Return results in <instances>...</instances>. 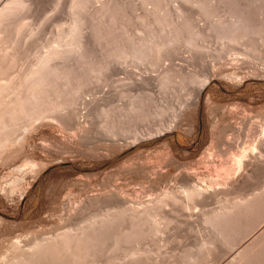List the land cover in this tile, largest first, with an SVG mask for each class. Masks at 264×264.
Returning <instances> with one entry per match:
<instances>
[{
	"label": "rangeland",
	"instance_id": "374dc122",
	"mask_svg": "<svg viewBox=\"0 0 264 264\" xmlns=\"http://www.w3.org/2000/svg\"><path fill=\"white\" fill-rule=\"evenodd\" d=\"M5 1L0 0V7ZM28 1H32L28 11L19 15L20 23L15 16V22L19 25L23 23V26L27 23L36 33L24 26L35 35L31 37L27 31L26 37L27 33H23V42L28 46L22 44L23 34L19 37V43L25 47L23 51L28 49L25 53L21 52L23 47L19 49L18 45H14L15 50L12 51L18 60V67L10 68V72L14 69L10 76L22 70L24 65L31 64L32 59L34 62L39 50L42 53L43 46L47 47L48 42L55 39L53 36H56L58 23L65 26L67 23L63 22L70 20L72 10H67L72 9L73 0ZM100 1H104L105 4H102L105 6ZM150 1L91 2L92 5L84 12L79 37L84 50L80 49L85 56L77 54L78 60L82 57L85 65L91 61L87 66L82 63L77 66L76 55L68 60L76 63V72H82L79 73L82 74L81 80L78 79L80 82L83 80V84L79 85L81 87L76 88L73 80L74 88L70 86L65 90L68 93L59 94L65 98L72 92L74 95H68L69 100L62 98V101L60 96V99L57 97L52 101L51 97L47 101L44 94V103L47 101L49 104H44L46 106L41 108V114H33L37 115L34 118L32 114L21 117L16 123L22 121L23 125L14 124L15 120L11 119L13 126L10 121L5 123L10 126H5L8 131L2 125L6 135L12 134L2 138L4 133L0 129V139H3L0 140V264H264V166L242 180L243 174L249 173L248 164L240 167L230 163L225 166L216 161L221 148L227 150L228 159L230 154H238V147L242 145L236 141L242 140L247 132V121L258 126L264 122L263 45H259L258 38L256 42L252 41L258 37L257 34L249 36L252 40L243 38L246 43L249 40L256 44L257 56L252 53L254 56L248 59L244 45L249 42L245 44L242 41L241 48L238 46L241 40L235 45L219 38V32L225 35L223 28L229 23L228 7L237 0H152L156 6L159 3L160 9L157 10L165 16L166 30L154 21L156 14L148 13L154 10ZM230 1L233 3L229 4ZM242 1L245 2L241 0L240 4L245 5ZM254 17L252 21H258V24L251 23L250 18L248 20L251 25L254 24L253 27L257 24L255 29L259 27L256 29L259 30L264 23L258 20L260 17L257 21ZM161 26L167 33L162 30L160 35L169 37L170 40H164L171 45L158 48L159 42L164 40L157 38L160 40L158 45L147 40L148 43L141 48L142 54L136 53L140 60L133 52V44L144 37L147 29L156 32L162 29ZM12 28L13 25L9 27L10 30ZM112 54H121L120 61ZM20 65L23 67L20 68ZM97 70L98 75L94 73ZM192 70L197 72L198 80L208 78V83L199 92L196 105L192 101L199 85L187 79ZM85 78L88 81L91 79V83H85ZM137 94L139 99L151 95L154 105L159 107L156 109L163 112L156 115L158 117L148 116L149 119L142 122L134 121L136 114L128 104L138 98ZM77 96L81 99L78 100ZM50 102L55 103V108ZM57 105L63 107L58 108ZM62 108L65 113H61ZM106 109L111 110V119L103 114ZM55 111L59 116L53 114ZM56 116L61 121L58 117L55 120ZM62 120L66 124H62ZM110 120L119 122V125L116 123L117 127L111 128ZM11 127L15 129L10 130ZM125 127L127 130L124 132ZM110 128L116 136H111L112 132H108ZM245 150L248 152L249 148ZM226 157H222L221 161L226 162ZM235 182L243 183V192L253 193L249 195L250 202L248 199V203L241 205L240 209L238 206L206 223L200 213L212 209L216 211L221 206V198L220 201L216 199L218 196L210 200L206 196L214 189L229 187ZM192 186L198 187L201 195L190 199L186 197L185 190L190 191ZM234 195L230 197L233 202L239 199L238 194ZM157 201H160L158 205ZM150 209L156 210L148 217L145 213ZM218 209L216 213L221 210ZM92 218L102 220L104 224L102 221L95 225L92 222L95 227H91L88 220ZM73 221H81L85 227L80 222L78 225L83 231L87 224V230H70L77 238L72 237L68 245H61L57 236L67 227L74 226ZM80 232L86 233L85 236ZM35 238L45 239L46 244L34 254L32 251L24 255L26 259L13 258V243L20 246ZM48 239L54 241L50 243Z\"/></svg>",
	"mask_w": 264,
	"mask_h": 264
},
{
	"label": "bare ground",
	"instance_id": "6f19581e",
	"mask_svg": "<svg viewBox=\"0 0 264 264\" xmlns=\"http://www.w3.org/2000/svg\"><path fill=\"white\" fill-rule=\"evenodd\" d=\"M94 1V0H93ZM93 1L92 0H73L72 1V3L71 4H73V5H71L72 6V9H68L67 10V12L68 11H71L70 12V20H68L67 22L65 21V22H63L64 24H66L65 26H63V24H61V25H59V23H58V29H57V31H56V36L54 35L53 37L55 38V39H52V42L50 41V42H48V44L46 45L47 47H45V46H43V48L45 49L46 48V50H44V49H42L43 50V52L42 53H40V50H39V56H38V54H35V56L37 55L38 57H36V62L34 61H32L31 60V64H32V62H33V64L31 65V64H29V65H27V66H25L24 65V67H23V69L22 70H19L18 72L17 71H15L16 73L14 74V75H12V76H10L9 74L10 73H14L13 72V70L16 68V65H17V59H16V57L14 58V51H12V50H15V48L13 49V47H14V45H18V47H19V49L21 48V47H23L22 48V51L21 52H24L23 50L25 49V47L24 46H22L21 45V42L19 43V37L21 36V34H23V33H27V31L28 30H26L25 29V27L27 28V29H32L31 27H29L28 25H27V23L26 24H24V26H23V23H21L20 25H19V23H20V19H19V15L22 13V12H24V11H26L27 9H29V7H30V3L32 2H29L28 0H6L4 3H3V5L0 7V129L2 130V125L4 126V130H9L8 129V127L5 129V126H9V124H5V123H8V121H10L11 119H13V120H15V123L14 124H18V123H16L17 122V120L19 119V120H21V117L22 118H24V116H29V115H31V116H33V118L34 117H36V116H34L35 114H37L38 113V115L39 114H41L42 112V109H43V107L44 106H46V105H44V104H49V102H47L48 101V98L50 99L51 97V99H52V101L55 99V98H59L60 99V96H61V100H62V95H59L60 93H62V92H64V94H66V93H68V91L67 92H65V90H66V88H69L70 86H73V84L76 86V88H78V87H81V86H79L80 84H83L82 82H83V80H82V82H80L78 79H80V78H82L81 77V75L82 74H80L79 75V73L81 72H76L75 71V67H77V66H80V63H82V64H84L83 62H82V55H84V52L83 51H81V49L82 50H84V48L83 47H81L82 45L80 44V40H82V39H80L81 38V31H82V24H83V22H84V18H85V13L84 12H86L87 11V7H90V5H92V3H93ZM145 2H147V0H144ZM148 1H150V0H148ZM152 1V0H151ZM150 1V2H151ZM156 1V0H155ZM229 1V0H228ZM240 1L241 0H237V1H235L234 3H233V1H230V3L229 4H231V3H233V5H231V6H229L228 7V9H229V15H228V21H229V23L226 25L227 27L225 28H223V31L225 32V35H224V33H222V31L221 32H219V38H224V39H226L227 41H229V42H231V43H239V41H240V43H239V45L238 46H240L242 43L244 44V42H245V44H247L248 42H249V40H248V42L246 43V41H244V39L243 38H245L246 40L247 39H250V35H256L257 34V36L258 37H255L256 39L254 40H252V39H250V40H252V41H257V38L259 39V41H260V44L257 42V44H259L260 46L261 45H263V47H264V0H244L245 2H243V3H245V5H242V3L240 4ZM55 2V1H54ZM58 2V1H57ZM74 2V3H73ZM92 2V3H91ZM97 2V0H95V2L94 3H96ZM101 2V1H100ZM102 2H104V1H102ZM102 2H101V4H102ZM108 2V1H107ZM106 2V3H107ZM110 2V1H109ZM142 2V1H141ZM150 2H148L149 4H150ZM154 2V1H153ZM153 2H151V3H153ZM157 2V1H156ZM2 3V2H1ZM64 3H66V2H64ZM111 3H113V2H110V4ZM161 3V2H160ZM60 4V3H59ZM100 4V5H101ZM104 4H105V2H104ZM148 4V5H149ZM158 4L159 3H157V6H156V4H152L153 5V7H154V10H152V11H150V12H148L149 14H151V15H154V14H156L153 18H154V21L155 22H157V25H159V24H161L163 27L165 26L166 27V23H167V21H166V19H165V16H163L164 14L163 13H160L157 9H160V8H158ZM29 5V6H28ZM55 5V4H54ZM68 5V4H67ZM99 5V4H98ZM103 5V4H102ZM145 5V4H144ZM147 5V4H146ZM27 6H28V8H27ZM103 6H105V5H103ZM109 5H107V7H108ZM114 6V5H113ZM151 6V5H150ZM160 6V5H159ZM57 7V6H56ZM69 7V6H68ZM93 7V6H92ZM153 7H151V8H153ZM199 7V6H198ZM118 8V7H117ZM252 9H254L256 12H254L253 10V14H251V10ZM92 9V8H91ZM106 9V8H105ZM53 10V9H52ZM249 10V11H248ZM28 11V10H27ZM99 11V10H98ZM227 12H228V10H227ZM26 13V12H25ZM255 13H257V15L255 14ZM24 14V13H23ZM114 14V13H113ZM160 14H162V16H163V18L165 19H163L162 20V16L160 15ZM206 14H207V12H206ZM69 15H68V17H69ZM252 15H255V17H256V21H257V18H259L260 17V19H258L260 22H261V20H262V22H261V24H263V27H260L261 29H259V30H256V29H258V28H256L255 29V27H257L256 25L258 24V21L257 22H255V20H254V22L252 21V19H253V17L254 16H251ZM19 19L18 21H19V23H16L15 21H17L16 20V17ZM22 16V15H21ZM84 16V17H83ZM161 16V17H160ZM258 16V17H257ZM207 17V16H206ZM210 17V16H209ZM227 17V16H226ZM254 17V18H255ZM13 18V19H12ZM15 18V19H14ZM161 18V19H160ZM208 18V17H207ZM251 20H250V19ZM69 19V18H68ZM212 19V18H211ZM210 19V20H211ZM252 21L251 23H257V24H255V27H253L254 26V24L253 25H251L250 24V21ZM14 21L13 23L12 22H10V21ZM213 20V19H212ZM60 21V20H59ZM165 21H166V23H165ZM214 21V20H213ZM162 22H164L165 23V25H164V23H162ZM218 22V21H217ZM223 22V21H222ZM221 21H220V23H222ZM259 22V23H260ZM12 23V24H11ZM219 23V24H220ZM223 23H226V22H223ZM85 24V23H84ZM238 24H241L243 27L242 28H240L241 27V25H239V26H237ZM261 24H259V26H261ZM12 25H13V30H14V28H15V30L13 31V30H10L9 29V27L11 28L12 27ZM15 25L18 27H15ZM222 25H224V24H222ZM29 28H28V27ZM61 26V27H60ZM160 26V25H159ZM162 26L160 27V28H162ZM167 26H168V24H167ZM237 26V27H236ZM255 29V30H253V28ZM24 27V28H23ZM165 27H164V30H166L165 29ZM239 27V28H238ZM57 28V27H56ZM150 29V28H149ZM155 29V28H154ZM33 30V29H32ZM35 30V29H34ZM34 30H33V32H34ZM84 30V29H83ZM162 30H163V28L162 29H160V31H156L157 32V34H158V36H156V32L153 30L152 31V29L149 31L148 29H147V31L145 32L146 34H144V37L141 39L140 37V39H139V42H137L136 41V39H135V41L137 42L136 44H133V50H135V51H133V52H135V54L137 53L138 55H139V53L140 54H142V52H141V48L145 45V43L147 44L148 42H147V40H150V43H153V44H157L158 45V42L160 41V40H164V39H166L167 38V40H170L169 39V37H166V38H164V37H162L161 35H160V33H162ZM163 30V32H166L167 33V31H164ZM85 31V30H84ZM175 31V30H174ZM32 32V31H31ZM29 33V31H28V33L30 34L29 36H33V35H35L34 33H36V32H34V33ZM171 32V31H170ZM28 33L27 34H25V36L26 35H28ZM139 33V32H138ZM155 33V34H154ZM32 34V35H31ZM55 34V33H54ZM194 34V33H193ZM159 36H161V37H159ZM170 36V35H169ZM22 37V38H21ZM20 38H21V41L23 42L24 40V34H23V36H21ZM26 37H28V36H26ZM30 37V38H31ZM80 37V38H79ZM178 37V36H177ZM183 37V36H182ZM246 37H249V38H246ZM34 38V37H33ZM52 38V37H51ZM157 38H161L160 40L159 39H157ZM163 38V39H162ZM172 38V37H171ZM154 39H156V41L154 40ZM27 40V39H26ZM138 40V39H137ZM167 40H164V41H161V42H159L160 44V46L158 45H156L158 48L160 47H163V45H165V46H167V44H170V43H167L168 41ZM146 41V42H145ZM153 41V42H152ZM155 41V42H154ZM167 41V42H166ZM178 41V40H177ZM186 41V40H185ZM188 41V40H187ZM242 41H244V42H242ZM25 42V41H24ZM22 43V44H25V43ZM175 42V41H174ZM255 42H253V43H255ZM49 43H50V45H49ZM83 43V42H82ZM135 43V42H134ZM172 43V42H171ZM262 43V44H261ZM12 44H13V46H12ZM84 44V43H83ZM131 44V43H130ZM191 44V43H190ZM189 44V45H190ZM242 44V45H243ZM252 46V47H249L250 45ZM26 46H28L27 44H25ZM81 45V46H80ZM88 45V44H87ZM127 45H129V44H127ZM171 45V44H170ZM236 45V44H235ZM234 45V46H235ZM259 45L257 46V47H259ZM116 46V45H115ZM130 47H131V45H129ZM151 46V45H150ZM164 46V47H165ZM248 46V47H247ZM247 46H245L244 45V47H246L245 48V54H247L246 56V58H250V57H252V56H254V55H252V53H255V51L257 52V50H256V44H252L251 43V41L247 44ZM119 47V46H118ZM155 47V46H154ZM233 47V46H232ZM241 48H242V46H240ZM262 47V46H261ZM263 47H262V51H263V53H264V49H263ZM81 48V49H80ZM120 48V47H119ZM123 48V47H122ZM196 48V47H195ZM154 49V48H153ZM156 49V48H155ZM154 49V50H155ZM240 49V48H239ZM18 50V49H17ZM16 50V51H17ZM28 50V49H27ZM27 50H25V52L27 51ZM86 51H87V49H85ZM116 50L117 49H115V53H117L116 52ZM123 50H125V49H123ZM132 50V49H131ZM175 50V49H174ZM234 50H235V48H234ZM45 51V52H44ZM118 51V50H117ZM119 51H121V48H120V50ZM142 51L144 52V49H142ZM235 51H237V50H235ZM262 51H260V53L262 52ZM24 52V53H25ZM33 52V51H32ZM125 52V51H124ZM238 52V51H237ZM259 52V51H258ZM23 53V54H24ZM80 53H82L80 56H82V57H80L81 59V61L80 60H78V57L79 56H77V54H80ZM120 53V52H119ZM121 53L123 54V52L121 51ZM128 53V52H127ZM126 53V54H127ZM132 52H130V54H131ZM233 53H234V51H233ZM134 54V53H133ZM134 54V56H135V58H136V55ZM163 54V53H162ZM237 54H239V52L237 53ZM258 54V53H257ZM22 55V54H21ZM20 55V56H21ZM74 55H76V56H74ZM88 55V54H87ZM125 55V54H124ZM137 55V56H138ZM144 55V54H143ZM145 55H147V54H145ZM251 55V56H250ZM255 55H256V53H255ZM261 55V54H260ZM20 56H18V57H20ZM23 56V55H22ZM70 56H74V58L75 59H77L76 61H78V62H76V63H78L77 64V66H75L76 65V63H73L74 64V66H73V64H72V62H68V60H70ZM85 56V55H84ZM112 57H114L115 59H117V60H119L118 58H120L121 59V54H115L114 56H113V54L111 55ZM128 56V55H127ZM132 56V55H131ZM133 56V57H134ZM158 56V55H157ZM257 56V55H256ZM133 57H132V59H133ZM244 58L243 59H245V55L243 56ZM34 58V57H33ZM71 58H73V57H71ZM85 58V57H84ZM123 58V57H122ZM138 58L140 59V56H138ZM142 58V57H141ZM242 58V57H241ZM260 58V57H259ZM262 58V57H261ZM75 59H73V61L75 60ZM86 59V58H85ZM102 59V58H101ZM112 59V58H111ZM127 59H129V58H127ZM137 59V58H136ZM138 59V60H139ZM148 59V58H147ZM251 59H254V58H251ZM256 59V58H255ZM258 59V58H257ZM141 60V59H140ZM146 60V59H145ZM241 60V59H240ZM263 60V59H262ZM3 61V62H2ZM27 61V60H26ZM72 61V60H71ZM84 61V60H83ZM91 61V60H90ZM89 61V62H90ZM99 61V60H98ZM103 61V60H102ZM101 61V62H102ZM106 61V60H105ZM116 61V60H115ZM120 61V60H119ZM234 61V60H233ZM256 61V60H255ZM264 61V60H263ZM88 62V63H89ZM104 62V61H103ZM124 62V61H123ZM128 62V61H127ZM139 62V61H138ZM146 62V61H145ZM236 62V61H235ZM27 63H30V61L29 62H26V64ZM88 63L86 62V64L88 65ZM245 63V62H244ZM243 63V64H244ZM24 64V63H23ZM81 64V65H82ZM91 64V63H90ZM101 64V63H100ZM107 64V63H106ZM248 64V63H247ZM250 64H252L251 63V61H250ZM258 64V63H257ZM87 65H83V66H87ZM148 65V64H147ZM155 65V64H154ZM100 66V65H99ZM12 67H14V69H12L11 70V72L9 71L10 70V68H12ZM17 67H18V65H17ZM20 68H22L21 67V65L19 66ZM82 67V66H81ZM107 67V66H106ZM83 68H85V67H83ZM105 70H106V68H104ZM109 69V68H108ZM7 70H8V72L9 73H7ZM85 70H87V68L85 69ZM169 70V69H168ZM238 70V69H237ZM78 71V70H77ZM82 71H84V69L82 70ZM104 71V70H103ZM250 71V70H249ZM254 71V70H253ZM85 72V71H84ZM97 72H99L98 70L97 71H95L94 73H97ZM102 72V71H101ZM183 72V71H182ZM78 73V74H77ZM82 73V72H81ZM197 72H195V71H193L192 70V75H190V77L189 78H187L188 79V81H190V83H194V84H198L199 85V88H198V90H196L197 91V94L195 95V97H194V99H193V101H192V104L193 105H196V103H197V100H198V95H199V92H200V90H202L205 86H206V84L208 83V78H204L203 80H198L199 79V77H198V74H196ZM83 74H86V73H83ZM92 74V73H91ZM182 74V73H181ZM263 74V73H262ZM93 75V74H92ZM91 75V76H92ZM96 75H98V73L96 74ZM95 75V76H96ZM106 75H107V73H106ZM115 75V74H114ZM117 75V74H116ZM170 75V74H169ZM201 75V74H200ZM208 75V74H207ZM249 75V74H248ZM86 76V75H85ZM85 76H83V78L85 77ZM105 76V75H104ZM167 76V75H166ZM165 76V77H166ZM189 76V75H188ZM93 77V76H92ZM97 77V76H96ZM179 77V76H178ZM186 77V76H185ZM208 77V76H207ZM168 78V77H167ZM240 78V77H239ZM86 79V78H85ZM97 78H95V80H96ZM104 79V78H103ZM73 80H75V81H73ZM81 80V79H80ZM90 80L91 79H89V81L86 79V80H84V82L85 83H87V84H90L91 82H90ZM120 80V79H119ZM127 80V79H126ZM164 81L166 80V79H163ZM169 80V79H168ZM71 81H73V84L71 83ZM79 81V82H78ZM86 81H88V82H86ZM115 81V80H114ZM173 81V80H172ZM177 81H178V79H177ZM229 81V80H228ZM175 83V82H174ZM182 83H183V81H182ZM177 84H178V82H177ZM184 84V86H187V83L185 84V83H183ZM182 84V85H183ZM164 85V84H163ZM189 85V84H188ZM191 85V84H190ZM198 85L196 86V87H198ZM68 86V87H67ZM85 86H86V84H85ZM180 86V85H179ZM63 87L65 88V89H63ZM83 88H84V86H82ZM88 87V86H87ZM167 87V86H166ZM60 88H62L64 91H61V90H59ZM73 88H74V86H73ZM89 88V87H88ZM123 88V87H122ZM184 88V87H183ZM72 89V88H71ZM80 90H81V88H80ZM121 90V89H120ZM127 90V89H126ZM61 91V92H60ZM71 91H73V89L71 90ZM168 91V90H167ZM183 91V90H182ZM77 92H79V91H77ZM76 92V93H77ZM81 92H82V90H81ZM85 92H87V91H84V93ZM73 93H75V92H73ZM46 95V97H47V101H45V103H44V99L46 98L45 97V95ZM50 95H53V96H50ZM69 95V97H71V96H73L72 95V92H71V95L70 94H68ZM68 95L65 97V98H63V99H66V101L67 100H69V99H67V97H68ZM77 95H81V94H77ZM123 95V94H122ZM129 95V94H128ZM48 96H50V97H48ZM65 96V95H64ZM82 96V95H81ZM81 96H77V98H78V100H79V98L81 99ZM134 96V95H133ZM45 97V98H44ZM68 97V98H69ZM100 97V96H99ZM136 97H138V94H137V96ZM141 97V96H140ZM121 98V97H120ZM131 97H129V99H130ZM125 99V98H124ZM136 100L135 101H131V103L132 104H128V103H126V104H128V106H130V110L133 112V114H136L135 116H133V119H134V121H144V120H146V119H149L148 118V116H156V115H160L163 111L162 110H158V109H156V107H158V106H156V105H154V103L155 102H153V99L151 98V95L150 96H142L140 99H139V97L138 98H135ZM46 100V99H45ZM58 100V99H57ZM74 100H76L75 98H74ZM131 100H132V98H131ZM51 101V100H50ZM59 101V100H58ZM58 101H57V103H58ZM63 101V100H62ZM71 101V100H70ZM47 102V103H46ZM55 102V101H54ZM75 102V101H74ZM81 102H82V100H81ZM84 102V101H83ZM129 102H130V100H129ZM51 103H53V102H50V104ZM56 103V104H57ZM60 103V102H59ZM58 103V104H59ZM61 103H63L64 104V102H61ZM69 103V102H68ZM67 103V105H69ZM85 103V102H84ZM191 103V102H190ZM43 104V105H42ZM54 105H53V107L55 108V103H53ZM66 105V104H65ZM64 105V106H65ZM80 105V104H79ZM84 105H86V103L84 104ZM105 105V104H104ZM112 105V104H111ZM49 106H51V105H49ZM59 105H57V107H58ZM62 106V105H61ZM61 106L60 107H58V108H61ZM72 106V105H71ZM109 106V105H108ZM56 107V108H57ZM63 107V106H62ZM83 107H85V106H83ZM101 107V106H100ZM114 107V106H113ZM118 107V106H117ZM42 108V109H41ZM45 108V107H44ZM50 108V107H49ZM67 106H66V110H67ZM114 108H116V107H114ZM120 108V107H119ZM153 109V111H152V109ZM159 108V107H158ZM63 109V108H62ZM81 109V108H80ZM92 109V108H91ZM104 109V108H103ZM166 109H168V108H166ZM45 110V109H44ZM46 110L48 111L49 109H47L46 108ZM59 110H61V109H59ZM65 109H63V111L61 112V113H65V111H66ZM98 110V109H97ZM107 110V109H106ZM129 110V109H128ZM128 111V112H131V111ZM57 111H58V109H57ZM101 111V110H100ZM103 111V110H102ZM101 111V112H102ZM120 111H122V110H120ZM127 111V110H126ZM40 112V113H39ZM43 112H46V111H43ZM60 112H59V114H60ZM72 112V111H71ZM131 112V113H132ZM135 112V113H134ZM53 113V112H52ZM109 113V114H108ZM119 113V112H118ZM117 113V114H118ZM34 114V115H33ZM53 114H55V115H58V114H56V111H55V113H53ZM103 114L106 116V117H111L112 118V116H111V110L109 111V110H107V111H103ZM108 114V115H107ZM120 114H121V112H120ZM120 114H118V115H120ZM127 114V113H126ZM46 115V114H45ZM71 115H72V113H71ZM110 115V116H109ZM115 115V114H114ZM125 115V114H124ZM30 116V117H31ZM53 116V115H52ZM59 116V115H58ZM58 116H56L55 118V120H57V117ZM64 117H65V115H63ZM63 116H61V118L63 117ZM66 116H68V115H66ZM75 116V115H74ZM101 116V115H100ZM15 117H17V119L15 118ZM18 117H20V118H18ZM29 117V118H30ZM54 117V116H53ZM52 117V118H53ZM122 117V116H121ZM156 117H158V116H156ZM259 117V116H258ZM28 118V117H27ZM32 118V117H31ZM60 117H58V119H59ZM67 118V117H66ZM110 118V119H111ZM124 118V117H123ZM63 119V118H62ZM67 119H69V117L67 118ZM106 119V118H105ZM118 119V118H117ZM116 119V120H117ZM126 119V118H125ZM256 119V118H255ZM23 120V119H22ZM25 121L26 120H29V119H24ZM33 120V119H32ZM60 121H61V119H59ZM257 120H259V119H257ZM263 120V119H262ZM40 121V120H39ZM63 121V120H62ZM69 121V120H68ZM105 121V120H104ZM119 121V120H118ZM148 121V120H147ZM146 121V122H147ZM161 121V120H160ZM254 121V120H253ZM256 121V120H255ZM31 122V121H30ZM59 122V121H58ZM65 121H63V123L62 124H66V123H64ZM66 122H67V120H66ZM71 121H69V123H70ZM248 122V128H247V132H245V134H243V138H242V140H240V141H236V143L238 142H240V145H242L241 146V148H240V146L239 145H236V146H239L238 147V154H236V153H232V154H230V159H228L227 157H226V154H228L226 151L227 150H225V151H223V149L221 148V150H220V152L218 151V154L216 155V158H218V160H216V161H219V163H221L220 165H224L225 164V166L227 165V164H230V163H232V164H237L238 166H240L241 167V165H244V164H248L249 165V167L250 168H248L249 170V173L248 174H246V175H244L243 174V177H242V180L244 179V178H249V176L251 175L252 176V173L253 172H255L256 171V169H260V168H262L263 166H264V122H261V125H256V124H254V123H251V121L249 122V121H247ZM10 123V125H11V121L9 122ZM22 123V121H20V123H19V125H23V124H21ZM23 123H25V122H23ZM28 123V122H27ZM61 123V122H60ZM105 123V122H104ZM107 123V122H106ZM110 127L112 128L113 127V129H114V127L116 126L117 127V125H119L118 123L119 122H117V121H114V120H110ZM116 123H117V125H116ZM137 123V122H136ZM259 123V122H258ZM12 124H13V122H12ZM67 124H68V122H67ZM145 124V123H144ZM133 125V124H132ZM167 125V124H166ZM11 126H13V125H11ZM16 126H18V125H16ZM10 127V126H9ZM15 127V126H14ZM14 127H11L12 129H10V130H13V128ZM22 127V126H21ZM105 127V126H104ZM122 127H124L123 125H122ZM16 128V127H15ZM14 128V129H15ZM20 128V127H19ZM111 128L108 130V132H112V130H111ZM17 129V128H16ZM117 129V128H116ZM1 130H0V132H1ZM120 130V129H119ZM118 130V131H119ZM125 130H127L126 129V127L124 128V132H125ZM24 131V130H23ZM27 131V130H26ZM2 132L4 133V131L2 130ZM15 132H16V130H15ZM14 132V133H15ZM5 133H7V132H5ZM1 134L2 136L4 135V137H2V138H5V137H7V135H11L12 134V132L10 133V134ZM13 133V134H14ZM85 133H87V132H85ZM107 133V132H106ZM105 133V134H106ZM116 133V132H115ZM119 133V132H118ZM117 133V134H118ZM128 133V132H127ZM121 134V133H120ZM0 135V136H1ZM6 135V136H5ZM111 136H116L113 132L111 133ZM110 136V137H111ZM119 136V135H118ZM127 137V136H126ZM134 137V136H133ZM112 138V137H111ZM6 139H8V141H10V140H12V138H6ZM5 139V140H6ZM84 139V138H83ZM240 139V138H239ZM0 140H3V139H0ZM86 140V139H85ZM105 141V140H104ZM106 143V142H105ZM242 143V144H241ZM6 144V143H5ZM231 144V143H230ZM109 145V144H108ZM228 147H230V146H228ZM240 148V149H239ZM249 148V150H248V152H247V150H245V149H248ZM244 151H246V153L244 152ZM226 152V153H225ZM210 154V153H209ZM211 155V154H210ZM209 155V156H210ZM222 157L223 158H227L226 159V162H222L223 160H222ZM215 158V159H216ZM222 160V161H221ZM215 161V162H216ZM224 161H225V159H224ZM210 162H213V160L212 161H210ZM209 162V163H210ZM218 163V162H217ZM219 165V164H218ZM220 167V166H219ZM224 167V166H223ZM230 167V166H229ZM246 167V166H245ZM224 169V168H223ZM225 170V169H224ZM228 170H230V169H228ZM255 170V171H254ZM226 171V170H225ZM193 183V182H192ZM255 183V182H254ZM194 186H196V185H194ZM219 186V185H218ZM190 187V186H189ZM193 187V186H192ZM210 187H211V185H210ZM225 187V186H224ZM243 187V183H239V182H235V183H232L229 187H225V188H222L221 187V189H217V190H213L214 192H212V193H210L209 195H208V192H207V195L208 196H206L207 197V199H210V200H214V198L215 197H217L216 199H218L219 201H220V198H221V201H220V204H221V206L219 207V209L218 210H220V211H218V212H220V213H216V211H217V209H215L216 211H214L213 209V211L211 210V211H206V212H203V214L202 213H200L201 215H203V219L205 220V222L206 223H211L212 221H213V219L215 218V217H217V216H220V215H222V216H224V215H226V214H224V213H227V212H230V211H232V210H234L236 207H238L239 209H240V206L242 205V206H244L245 204H247L248 203V199H249V202H250V198H249V195L251 194V192H243L244 191V189L242 188ZM189 189H191V188H189ZM261 190V189H260ZM208 191V190H207ZM184 192V191H183ZM116 193V192H115ZM185 195H186V197H189L190 199H193V198H196L195 196H197V195H201V191H199V189H198V187L196 188V187H193V189H191L190 191H187V190H185ZM242 193V194H241ZM234 194H238L239 195V199L236 201H232L231 200V196H233ZM171 195V194H170ZM174 195V194H173ZM251 195H253V193L251 194ZM222 196V197H221ZM235 196V195H234ZM192 197V198H191ZM199 197V196H198ZM252 197V196H251ZM170 198V197H169ZM188 198V199H189ZM200 198H201V196H200ZM204 198H205V195H204ZM158 199V198H157ZM187 199V198H186ZM215 199V200H216ZM209 200V201H210ZM154 201H156V200H154ZM161 201V200H160ZM160 201H157V205L160 203ZM163 201V200H162ZM161 201V202H162ZM184 201V200H183ZM189 201V200H188ZM191 201V200H190ZM218 201V202H219ZM216 202H217V200H216ZM217 202V203H218ZM246 202V203H245ZM180 203V202H179ZM201 204V203H200ZM220 204H218V205H220ZM121 206V205H120ZM120 206H119V208H120ZM157 207V206H156ZM155 206L153 207V208H156ZM206 207V206H205ZM152 208V207H151ZM117 209V208H116ZM115 209V210H116ZM121 209H123V208H121ZM105 210V209H104ZM107 210V209H106ZM105 210V211H106ZM147 210V209H146ZM155 210L156 209H150L149 211H146V216H148V217H151L153 214H154V212H155ZM99 211V210H98ZM124 211V210H123ZM161 211V210H160ZM236 211V210H235ZM83 212V211H82ZM114 212H116V211H114ZM157 212V211H156ZM202 212V211H201ZM103 213V212H102ZM121 213V212H120ZM158 213V212H157ZM115 214V213H114ZM117 214V213H116ZM224 214V215H223ZM101 215H103V214H101ZM144 215V214H143ZM78 216V215H77ZM141 216V215H140ZM157 216V215H156ZM159 216V215H158ZM101 217V216H100ZM153 217H155V215L153 216ZM79 218V217H78ZM95 218V217H94ZM104 218V217H103ZM220 218V217H219ZM225 217H223V219H224ZM93 219V218H92ZM92 219H90V220H88L89 222L92 220ZM94 220V219H93ZM91 221V224L88 222V225L89 226H93L92 225V222H93V224L95 225V223H97V222H99L100 223V221H102V220H94V221ZM106 220V219H105ZM157 220V219H156ZM65 221H67V220H65ZM76 221V220H75ZM75 221H73V225L74 226H71V227H67V230L65 229L64 231H63V233H61V234H59L57 237H58V240H59V242L61 243V245L63 244V245H66L67 243H68V240H69V242H70V239L73 237V239H74V237H75V235H73V233H71V231L73 232V231H75V230H82L83 231V228H82V226H80V224H82V222L81 221H77V222H75ZM83 221H85V219L83 220ZM78 222H80V224L78 225ZM86 222H87V220H86ZM154 222V221H153ZM215 222H216V220H215ZM84 223V222H83ZM102 223H103V221H102ZM101 223V224H102ZM222 223V222H221ZM101 224H99V226L101 225ZM104 224V223H103ZM69 225V224H68ZM70 225H72V224H70ZM69 225V226H70ZM82 225H84V224H82ZM158 225V224H157ZM213 225V224H212ZM214 225H215V223H214ZM113 226V225H112ZM84 227H85V225H84ZM93 227H95V226H93ZM117 227V226H116ZM213 227V226H212ZM66 228V227H65ZM90 228V227H89ZM74 229V230H73ZM86 230H87V224H86V228H85ZM85 229H84V231H85ZM214 229V228H213ZM71 230V231H70ZM94 230V229H93ZM81 231V232H82ZM83 231V232H84ZM80 232V233H81ZM91 232V231H90ZM79 233V234H80ZM75 234V233H74ZM84 233H81L80 235H83ZM86 234V233H85ZM85 234L83 235V236H85ZM93 234V233H92ZM92 234H91V236H92ZM76 236H78L77 234H76ZM87 236V235H86ZM81 237V236H80ZM95 237V236H94ZM51 238V237H50ZM75 238H77V237H75ZM83 238V237H82ZM91 238H93V237H91ZM52 239V238H51ZM51 239H48V241H50V243L51 242H53L54 240H52L51 241ZM54 239H56L57 240V238H54ZM45 240V239H44ZM43 239H37V238H35V240L34 241H32V242H30V243H25L24 242V244H21L20 246L19 245H17V244H15V243H13V245H12V248H11V252H13V254H14V256H13V258H15V259H19V258H21L22 257V259H23V257L25 258L26 256H24V255H27V253H29V252H32V251H34V252H32L33 254L36 252V250H39L40 248H42L43 247V245L44 244H46V241H44ZM47 240V239H46ZM78 240V239H77ZM81 240V239H80ZM83 240V239H82ZM161 241V240H160ZM58 242V241H57ZM57 242H55V244L57 243ZM74 242V241H73ZM86 242V241H85ZM60 243H58V246H59V244ZM77 244V243H76ZM87 244V243H86ZM47 245H49V243L47 244ZM46 245V247H48ZM52 245V244H51ZM68 245V244H67ZM80 245V244H79ZM79 245H77V246H79ZM56 246V245H55ZM86 246V245H85ZM50 247V246H49ZM65 247V246H64ZM68 247V246H67ZM76 247V246H75ZM45 248V247H44ZM56 248V247H55ZM87 248V247H86ZM85 248V249H86ZM46 249V248H45ZM44 249V250H45ZM62 249V248H61ZM78 249V248H77ZM80 250V249H79ZM113 250V249H112ZM137 250V249H136ZM40 251H42V249L40 250ZM40 251H37V252H40ZM76 251V250H75ZM78 251V250H77ZM88 251V250H87ZM32 254V255H33ZM29 255V254H28ZM36 255V254H35ZM34 255V256H35ZM40 254H38L37 256H39ZM181 255V254H180ZM131 256V255H130ZM31 257V256H30ZM137 257V256H136ZM135 257V258H136ZM27 258V257H26ZM25 258V259H26ZM133 258V257H132ZM202 258V257H201ZM204 259H205V256H204ZM30 260V259H29ZM125 260V259H124ZM12 261V260H11ZM74 262V261H73ZM4 264V263H3ZM9 264H11V262L9 263Z\"/></svg>",
	"mask_w": 264,
	"mask_h": 264
}]
</instances>
